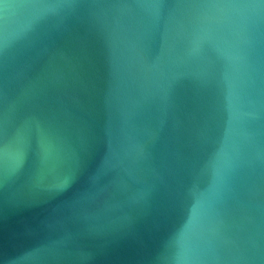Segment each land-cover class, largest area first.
I'll return each instance as SVG.
<instances>
[{
	"label": "water",
	"instance_id": "obj_1",
	"mask_svg": "<svg viewBox=\"0 0 264 264\" xmlns=\"http://www.w3.org/2000/svg\"><path fill=\"white\" fill-rule=\"evenodd\" d=\"M0 264H264V0H0Z\"/></svg>",
	"mask_w": 264,
	"mask_h": 264
}]
</instances>
